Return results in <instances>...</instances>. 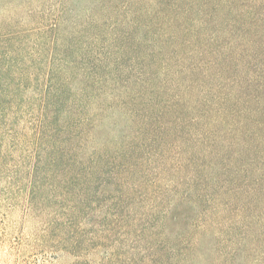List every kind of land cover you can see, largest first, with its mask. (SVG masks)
<instances>
[{
	"label": "rangeland",
	"instance_id": "1",
	"mask_svg": "<svg viewBox=\"0 0 264 264\" xmlns=\"http://www.w3.org/2000/svg\"><path fill=\"white\" fill-rule=\"evenodd\" d=\"M262 2L0 0V46L35 65L37 78L23 95L17 130L37 116L49 63L86 84L91 100L80 113L69 109L89 123L59 135L76 164L69 192L60 191L58 173L57 189L45 190L43 206L26 214L23 192L14 188L6 200L0 180V264H264L257 175L250 194L252 187L242 190L245 174L223 171L229 164L217 158L219 145L189 148L198 133L221 140L236 122L211 115L191 124L194 114L173 105L204 97V109H215L224 93L256 108L245 98L264 84ZM247 8L254 21L242 35ZM68 83L73 107L78 81ZM180 122L179 134H158ZM190 150L212 157L202 169L187 168Z\"/></svg>",
	"mask_w": 264,
	"mask_h": 264
},
{
	"label": "trees",
	"instance_id": "2",
	"mask_svg": "<svg viewBox=\"0 0 264 264\" xmlns=\"http://www.w3.org/2000/svg\"><path fill=\"white\" fill-rule=\"evenodd\" d=\"M219 1L235 2L236 0H211L212 4L216 6H219L217 5ZM262 5L264 7V0ZM242 13L249 16L247 23H245L246 28L241 29L243 30L242 35H245L250 32L254 20L248 8ZM235 24H239L238 21H235ZM246 53L247 51L241 50L237 57L241 59ZM33 69H35V65L31 62L22 63L17 55L13 54L9 46H0V180L4 179L5 183V187L1 191L6 194V200L7 195H10L12 191L14 192V188L23 192L20 203L26 214L38 206H43L45 190L48 188L50 190L57 189V186H54L51 181L61 176L58 173L64 174L58 184L60 191L69 192L70 183L74 181L69 183L68 176L72 175L71 168L76 164L72 162L73 160L66 158L70 149L66 152L68 148L59 144V135L64 133L72 123L75 125L89 123V120L83 116H78L75 119L69 113V109L76 106L77 112L80 113L91 101L88 100L86 84L84 85L77 78L66 76V73L63 78L61 75L64 69L49 63L46 68V76L44 74V78H42L41 86L43 88L35 96L37 99V116L30 123V127H26L20 132L16 128L19 123H17V114L26 108L24 104L27 100L24 99L23 95L28 90V86L31 82L37 81L34 72H31ZM95 77L98 78L97 75ZM68 81L74 83L78 81L74 90L72 88L75 93L72 98L73 107L68 106V98L64 96L65 88L69 85ZM258 89L261 90L258 91ZM253 91H257V95L247 96L245 99L249 102L251 100L256 102L257 106L254 109L242 107L237 97H230L224 93L216 103L215 109L209 107L204 109L203 104L210 102V99L204 97L193 102L191 97L189 100L188 98H177L173 104L176 105V109H182L185 106L184 111L186 113L194 114V118L189 120L191 124L198 119L211 115H219L221 122H227L229 118L236 122L235 126L222 132L223 139L216 141V139H210L205 134L198 133L197 137L192 140L194 144L189 147L193 146L195 149L208 145L216 147L219 145L220 150L216 154L217 158L229 164L228 171H223L231 173L237 178L242 176V173L245 174L244 188L240 187L236 191L247 189L253 185L258 186L257 182L253 183L252 181L254 174L260 181L259 189L263 190L264 188V131H262L264 128V97H262L264 84L260 88L253 89ZM239 106L241 107L240 110L237 109L240 108ZM182 125V122L177 125L174 124L171 129H164L158 134L165 140L167 137L179 134V130H183ZM251 126L256 130L252 131ZM150 133L156 135L153 128L150 129ZM190 152L186 160H183L186 161L187 168L200 167L202 169L201 164H204V160L207 163V159L212 157V151L204 156L205 159L196 158L194 150H190ZM247 166L248 169L245 170ZM257 166L259 169L256 173ZM126 173L130 172L127 171ZM253 189L255 186L250 188V194ZM1 199L5 201L3 196ZM78 245L77 241H74L70 244L69 249H76Z\"/></svg>",
	"mask_w": 264,
	"mask_h": 264
}]
</instances>
